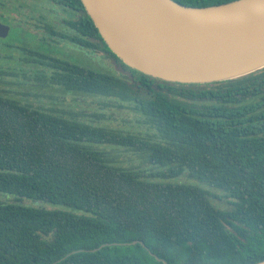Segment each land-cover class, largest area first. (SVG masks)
Masks as SVG:
<instances>
[{
    "label": "trees",
    "instance_id": "trees-1",
    "mask_svg": "<svg viewBox=\"0 0 264 264\" xmlns=\"http://www.w3.org/2000/svg\"><path fill=\"white\" fill-rule=\"evenodd\" d=\"M46 1L51 21L40 15L32 23L46 41L0 14L11 30L32 38L19 49L23 58L42 68V76L49 71V87L63 96L134 103L154 134L100 127L61 109L57 98L32 104L0 88V197L13 198H0V264L264 261V69L213 89L177 88L123 64L81 0ZM174 1L204 8L235 0ZM87 34L92 53L109 55L129 78L91 67L88 58L75 63L57 47H86ZM102 145L132 150L152 170L123 168ZM184 176L183 183L168 181ZM209 189L222 192L229 208L214 204Z\"/></svg>",
    "mask_w": 264,
    "mask_h": 264
},
{
    "label": "water",
    "instance_id": "water-1",
    "mask_svg": "<svg viewBox=\"0 0 264 264\" xmlns=\"http://www.w3.org/2000/svg\"><path fill=\"white\" fill-rule=\"evenodd\" d=\"M81 2L109 50L152 79L211 84L264 69V0H235L204 8L174 0ZM9 31L0 22V39ZM136 243L143 246L140 241L130 244Z\"/></svg>",
    "mask_w": 264,
    "mask_h": 264
},
{
    "label": "rangeland",
    "instance_id": "rangeland-1",
    "mask_svg": "<svg viewBox=\"0 0 264 264\" xmlns=\"http://www.w3.org/2000/svg\"><path fill=\"white\" fill-rule=\"evenodd\" d=\"M4 3V6L0 7V14H4L12 24L20 25L25 30L29 32L38 33L39 37L42 36V32L31 24V19H39V14L45 19L50 20L51 3L46 0H0ZM41 5H46V9H40ZM64 15L56 16L58 20ZM55 20V21H58ZM1 22V21H0ZM19 22V23H18ZM31 37L23 35L18 30L10 29L8 36L0 41V71L9 73L5 74L0 79V88L8 92L10 95H14L16 98L38 105L47 106L52 101L50 98H57L60 105L59 107L65 111H73L82 113L85 115L86 121L92 122L100 127H109L113 129H120L125 132L141 133L153 135L154 130L149 126L144 124L143 117L135 110L134 103L132 102H122L118 98H103L99 96H72L60 94L59 90L56 87H49L48 74L49 71H46V76H42L40 71L42 68L37 69L36 64L33 62H27L22 53L19 51L20 48L29 47ZM13 46L16 49L8 48L7 46ZM57 47L65 51H69L68 54H65L68 59L71 61L81 64V60H78L77 57L86 58L87 56L83 52L80 54L75 47H71L66 43L61 42ZM27 49V48H26ZM60 56V55H59ZM91 56V57H90ZM88 58L91 64V67L113 71L116 74H122L127 78L130 77L128 70L123 69L118 62H116L109 55H106L100 51H93L92 55L88 54ZM44 71V70H43ZM4 80V81H2ZM177 88L181 89H191L193 91H200L205 89L216 88L214 83L211 84H198V85H176ZM183 101L196 104L200 107L202 104H208L207 102L200 100H187L182 99ZM58 103V102H56ZM101 149L112 158L119 166L126 169H136L150 171L152 167L147 164L145 159L132 150L126 148H118L102 145ZM187 176L177 177L168 180L171 183H183L187 181ZM157 181L158 179H154ZM211 194L214 196V204L218 207L226 209L229 208V199H226L222 192L209 189ZM1 199L13 201L11 197H0ZM23 204L33 205L29 201H23ZM50 207L49 205H45Z\"/></svg>",
    "mask_w": 264,
    "mask_h": 264
},
{
    "label": "flooded vegetation",
    "instance_id": "flooded-vegetation-1",
    "mask_svg": "<svg viewBox=\"0 0 264 264\" xmlns=\"http://www.w3.org/2000/svg\"><path fill=\"white\" fill-rule=\"evenodd\" d=\"M39 7H40L39 11H41V8H42V9H46V7H49V6L41 5V4H40ZM67 9H68V8H66V10H67ZM73 9H74V8H73ZM68 10L71 12V14H72L73 17H76V18H77L79 15H80V16L83 15L82 10H80V9L78 10L79 12H76V9H75V12H76V13H75L74 11L72 12V10H70V9H68ZM41 17H42V16H41ZM41 17H40V14H39V19H41ZM42 18H43V17H42ZM42 20H43V19H42ZM34 22H35V19H31V24L34 23ZM41 22H42V21H41ZM1 23H2V22H1ZM3 24H4V23H3ZM5 25H7V24H5ZM8 26H9L10 29H11V26H10V25H8ZM38 30H39L40 32L43 33V35H42L41 38H42V39H45V41H46V36H45V32L43 31V28H39ZM9 32H10V31H9ZM28 33H30V34H34L33 32H29V31H28ZM86 38H87V46H86V47H81V46H80V47H79L80 49H79V48L75 47L74 45H72L71 43H68V45L71 46V47L74 46L75 49H77L78 51L80 50V51H81L80 54H81V53L83 54V52H84L85 55L87 56L86 58H88V54H89V53H90V55H92V50L88 48V45L90 46V44L93 42V40H92V38L90 37V35H88V34L86 35ZM59 43H60V42H59ZM88 43H89V44H88ZM74 47H73V48H74ZM81 57H82V56H81ZM90 57H91V56H90ZM88 59H89V58H88Z\"/></svg>",
    "mask_w": 264,
    "mask_h": 264
}]
</instances>
